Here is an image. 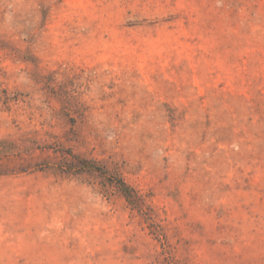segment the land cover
Instances as JSON below:
<instances>
[{
    "label": "rangeland",
    "instance_id": "1",
    "mask_svg": "<svg viewBox=\"0 0 264 264\" xmlns=\"http://www.w3.org/2000/svg\"><path fill=\"white\" fill-rule=\"evenodd\" d=\"M0 264H264V0H0Z\"/></svg>",
    "mask_w": 264,
    "mask_h": 264
}]
</instances>
